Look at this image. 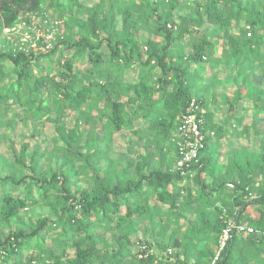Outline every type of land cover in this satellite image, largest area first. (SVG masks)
I'll return each mask as SVG.
<instances>
[{
    "label": "trees",
    "instance_id": "1",
    "mask_svg": "<svg viewBox=\"0 0 264 264\" xmlns=\"http://www.w3.org/2000/svg\"><path fill=\"white\" fill-rule=\"evenodd\" d=\"M33 15L58 28L51 49L4 32ZM221 67L241 85L217 121ZM194 98L214 135L182 174ZM263 120L264 0H0V264H264ZM229 137L247 143L224 159ZM230 219L253 231L218 255Z\"/></svg>",
    "mask_w": 264,
    "mask_h": 264
},
{
    "label": "built area",
    "instance_id": "2",
    "mask_svg": "<svg viewBox=\"0 0 264 264\" xmlns=\"http://www.w3.org/2000/svg\"><path fill=\"white\" fill-rule=\"evenodd\" d=\"M52 21L46 19L42 23L38 15H33L32 26H28V29L35 32V36L30 30L23 31L21 26L6 28L4 32L8 33L9 39L15 44H18V41L14 37H20L21 46H26L27 50L32 48L34 51H45L52 48V42L55 40V34L58 31L57 27L54 29L48 25V22L52 23ZM55 24L62 25V22L57 21L54 22ZM22 25H27V23L24 22ZM204 123L205 117L202 108L194 98L182 114L178 125L179 140L177 141V152L179 159L174 165V169L181 171L182 174H186L187 169L199 162L201 152L206 147L207 137L214 135L213 131L205 130ZM229 187L233 188L234 184H229ZM236 230L240 233L253 231L252 228L246 225H238L233 219H230L227 228L221 236L218 255L231 239L233 231ZM213 264H215V261Z\"/></svg>",
    "mask_w": 264,
    "mask_h": 264
},
{
    "label": "rangeland",
    "instance_id": "3",
    "mask_svg": "<svg viewBox=\"0 0 264 264\" xmlns=\"http://www.w3.org/2000/svg\"><path fill=\"white\" fill-rule=\"evenodd\" d=\"M144 35L147 36L146 33H144ZM58 61H59L58 56L55 57L54 63H48L47 61H44L42 63L43 72H46V71H48L49 69H52V68L55 69L58 66ZM211 70H212V72L221 73L220 74V80L222 81V84L215 85L212 88L213 101L216 99L217 102H211V104L214 106V105H217V103H218L219 107H223V108L226 109L227 108V102H228V99L226 100L227 96L230 97L231 95H233L235 89L241 85V82L234 80V77H235V73L234 72L233 73H230V72L224 73V70H222V67L221 68H217V69H211ZM36 72H37V74L39 73L38 70H36ZM128 78L132 79V80H135L136 79V74L135 73L129 74ZM252 79L257 81L255 76L252 77ZM221 112L223 113V110H221ZM246 116H247V118H252L253 117L252 111H249L248 115H246ZM68 121L70 123L71 117H69ZM260 123L261 124L264 123V120L261 121ZM22 131H24V129H22ZM50 131H51V127L50 128H45L44 138H46V141L44 143H42L43 149L44 148L45 149H50L51 148L52 142L50 140V136H51L50 135ZM96 131H97V133L101 131L100 126L96 127ZM128 135H129V133H127L126 131H122V132H118L114 136V138H113L114 150L113 151H114L115 155L122 156L121 154H124V153L127 152V149H128V146H129ZM35 141L39 142L40 140L36 139ZM145 149H146L145 148V142L144 141L140 142L139 150L144 152ZM147 149H149V148H147ZM40 215H48V208L47 207H45L43 209L38 208L36 210V213H35L34 217H33V220H36ZM0 229H1V227H0ZM143 237L144 236L142 235V233L139 232L136 235L135 239H136V241H138L140 239H143Z\"/></svg>",
    "mask_w": 264,
    "mask_h": 264
},
{
    "label": "crops",
    "instance_id": "4",
    "mask_svg": "<svg viewBox=\"0 0 264 264\" xmlns=\"http://www.w3.org/2000/svg\"><path fill=\"white\" fill-rule=\"evenodd\" d=\"M213 73V72H212ZM211 73V74H212ZM208 81H210V78H207ZM228 99V96L226 98V100ZM211 102H217L216 99L213 101V96L211 97V101H210V110L215 111L216 115H215V119L217 121H220L221 118L225 115V111L226 109L223 107H219L218 103L217 105H212ZM213 106V107H212ZM221 110H223V113L221 112ZM249 112L245 111L243 112L244 115H248ZM247 140L244 138H239V139H233V138H227L226 141L224 142V146L223 148L220 150L221 155L223 156V158L225 159L227 157V155L231 152L232 149L237 148L238 144H246Z\"/></svg>",
    "mask_w": 264,
    "mask_h": 264
}]
</instances>
